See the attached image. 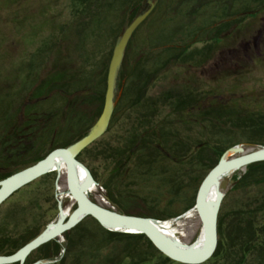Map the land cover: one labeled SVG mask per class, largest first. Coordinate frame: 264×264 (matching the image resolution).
I'll return each instance as SVG.
<instances>
[{"label": "trees", "instance_id": "16d2710c", "mask_svg": "<svg viewBox=\"0 0 264 264\" xmlns=\"http://www.w3.org/2000/svg\"><path fill=\"white\" fill-rule=\"evenodd\" d=\"M70 1L71 19L61 31L64 34L69 29L75 35L72 42L78 51L68 63L64 62L65 68L49 82L29 88V101L38 99L51 106L34 109L32 120L27 122L21 135L0 138L3 149L0 181L35 165L55 149L71 146L89 133L103 111L108 68L116 40L145 2ZM262 6L264 0H160L135 31L120 71L119 77L125 85L110 127L124 107L137 111V125L130 128L123 147L103 145L97 152L114 164L113 173L107 180L99 182L89 168L99 187L106 191L107 198L123 197L118 187L127 173L139 178L141 188L143 186L148 192L142 200L145 213L131 212L123 207L122 214L161 221L180 217L194 209L203 180L228 150L243 144L254 145L257 150L264 147V113L244 116L211 108L203 113L202 129L205 133L192 137L174 127L172 121L162 125L155 121L158 114L156 102L148 95L149 88L163 70L180 61L193 62L196 56L208 58L214 42L222 39L233 24L250 17ZM56 37H48L29 55L25 62L28 74L37 75L57 54H54L59 44ZM203 41H206L203 49L194 48ZM161 98L179 113L199 101L193 91L185 89L179 93L167 91ZM25 103L28 109L32 106L30 102ZM81 155L79 159L83 163ZM184 166L191 167L188 168L193 173L187 180L183 174ZM231 178L234 190L251 187L264 190V161L247 165L234 172ZM60 181L56 172L46 174L2 204L17 195L25 197L22 204L15 205L5 214L4 225L12 219L25 227L17 234L2 231L0 256L15 254L58 220L60 200L57 187ZM152 182L159 184L158 189L162 188L158 197L151 192ZM128 197L130 206L136 205V197ZM225 201L218 217V246L207 262L264 264V191L233 209L227 208ZM46 202L52 203V215L45 212L43 203ZM62 207L65 208L64 204ZM75 208L74 201L70 211ZM200 226L199 234L201 223ZM40 260H50V264H183L164 255L147 235L108 231L92 216L62 237L31 252L23 264Z\"/></svg>", "mask_w": 264, "mask_h": 264}, {"label": "rangeland", "instance_id": "374dc122", "mask_svg": "<svg viewBox=\"0 0 264 264\" xmlns=\"http://www.w3.org/2000/svg\"><path fill=\"white\" fill-rule=\"evenodd\" d=\"M70 6V0H0V138L21 135L25 131L27 122L32 120L34 109L51 106L43 104L38 99L29 101L31 93L28 92L34 85L40 86L45 81L49 82L52 76L65 68L64 62L68 63V60L73 59L75 52L78 51L72 42L75 35L69 32V29L64 34L61 31V28L71 19ZM52 35H57L56 39H59L54 53L57 54L37 75L31 76L26 71L25 62L29 55ZM205 44L206 41H203L195 44L194 48L201 50ZM210 53L208 58L196 56L193 62L174 63L158 75V79L152 83L148 92L150 99L156 102L158 110L155 121L161 125L172 121L173 124H171L184 134L198 137L201 133H205L202 129L203 113L211 108L212 110L221 108L229 113L244 116L264 113V6L255 10L250 17L233 24L222 39L213 43ZM124 85L125 82L119 77L116 93V98L119 97L118 105ZM52 86L53 84L50 85ZM183 89L193 91L199 97V101L184 112H174L171 104L165 102L161 95L167 91L179 93ZM33 90L34 88L31 92ZM25 102H30L32 104L30 108L33 107V109L26 108ZM135 112L137 111L124 107L112 127L109 126L107 132L94 142L95 144L93 143L94 146L90 150L86 151L88 149L86 148L81 152L83 155L80 154L84 160L83 163L96 174L101 183L112 175L114 164L109 159L99 156L97 152L103 145L111 148L125 145L130 128L137 125L138 119ZM237 147L243 151L234 155L230 154V158L257 150V147L251 144ZM2 151L0 145V158ZM183 162L188 164L187 161ZM184 167L183 174L187 180V177L193 173H190L191 167ZM127 174L120 180L118 187L123 195L122 198L116 195L107 198L106 191L99 187V184L89 193L91 200L120 213L123 207L131 209V212L145 213V209H142L145 203L142 200H145L144 197L148 196V192L143 186L141 188L139 178H133ZM232 174L222 177L220 185L227 208H236L243 201H250L264 191L255 187L234 190ZM158 186L159 184L155 182L151 183V192L157 197L162 191V188L158 189ZM66 190V176L63 174L60 186L57 187L58 198L65 206L63 209L71 212L70 208L74 200L66 193ZM128 196L136 197V205L133 207L126 198ZM24 198L23 195H17L12 201L0 207V236L2 231L17 234L22 227H25L12 219L3 224L5 214L15 205L17 207L22 204L21 201L24 202ZM26 200L29 199L26 198ZM43 207L48 215L53 214L52 203H43ZM168 222L171 223L174 233L181 242L191 245L197 240L201 221L194 210ZM205 264L217 263L206 262Z\"/></svg>", "mask_w": 264, "mask_h": 264}, {"label": "water", "instance_id": "95a60500", "mask_svg": "<svg viewBox=\"0 0 264 264\" xmlns=\"http://www.w3.org/2000/svg\"><path fill=\"white\" fill-rule=\"evenodd\" d=\"M158 2L159 0H145L134 20L117 38L108 68L103 111L89 133L71 146L55 149L35 165L0 181V206L26 185L52 172H56L58 178L65 174L67 194L76 202V208L72 212L65 211L60 202L58 220L49 224L38 237L15 254L0 256V264H23L31 252L62 237L65 232L89 216L95 218L108 231L147 235L164 255L179 263L203 264L214 255L218 246V217L224 197L220 188L221 179L249 164L264 161V147L235 158H230L229 155L241 153L243 150L239 147L231 148L205 177L192 209L197 212L202 228L197 240L191 245L165 232L163 224L168 221L125 215L92 201L89 193L99 183L78 158L83 150L107 132L119 101V97L116 98L117 83L128 45L135 31L152 13ZM211 191L215 192V200L209 198ZM50 263V260H40L34 264Z\"/></svg>", "mask_w": 264, "mask_h": 264}, {"label": "bare ground", "instance_id": "6f19581e", "mask_svg": "<svg viewBox=\"0 0 264 264\" xmlns=\"http://www.w3.org/2000/svg\"><path fill=\"white\" fill-rule=\"evenodd\" d=\"M82 177H84V173L82 174ZM209 198L212 199V200H215V192L214 191H211L210 194H209ZM165 227V232L169 235H174L176 239L179 240V238L176 236V234L174 233L173 229H172V225L171 223L167 222L165 224H163ZM163 230V231H164Z\"/></svg>", "mask_w": 264, "mask_h": 264}, {"label": "flooded vegetation", "instance_id": "af4514ba", "mask_svg": "<svg viewBox=\"0 0 264 264\" xmlns=\"http://www.w3.org/2000/svg\"><path fill=\"white\" fill-rule=\"evenodd\" d=\"M115 171V170H114Z\"/></svg>", "mask_w": 264, "mask_h": 264}]
</instances>
